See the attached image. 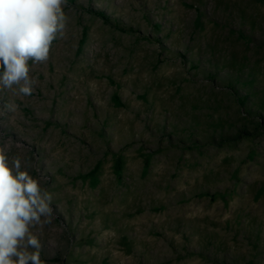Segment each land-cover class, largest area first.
Returning a JSON list of instances; mask_svg holds the SVG:
<instances>
[{
	"label": "rangeland",
	"instance_id": "rangeland-1",
	"mask_svg": "<svg viewBox=\"0 0 264 264\" xmlns=\"http://www.w3.org/2000/svg\"><path fill=\"white\" fill-rule=\"evenodd\" d=\"M0 146L52 196L46 264H264V0H67Z\"/></svg>",
	"mask_w": 264,
	"mask_h": 264
},
{
	"label": "clouds",
	"instance_id": "clouds-1",
	"mask_svg": "<svg viewBox=\"0 0 264 264\" xmlns=\"http://www.w3.org/2000/svg\"><path fill=\"white\" fill-rule=\"evenodd\" d=\"M67 0H0V90L30 96L35 81L29 61L46 62L50 47L64 33ZM13 102L0 104V117L15 112ZM19 157L11 161L0 146V264H46L42 244L31 229L51 223L53 196Z\"/></svg>",
	"mask_w": 264,
	"mask_h": 264
}]
</instances>
